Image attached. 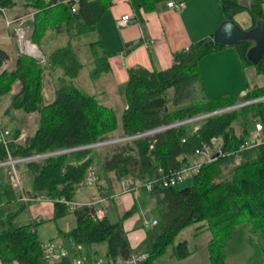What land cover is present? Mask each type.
Returning <instances> with one entry per match:
<instances>
[{"label": "trees", "instance_id": "1", "mask_svg": "<svg viewBox=\"0 0 264 264\" xmlns=\"http://www.w3.org/2000/svg\"><path fill=\"white\" fill-rule=\"evenodd\" d=\"M18 4L25 10H34L30 40L37 46L49 31L55 35L63 34L68 41L66 46L60 45L48 54L52 69H61L63 73L53 90L52 101L48 103L43 97L45 67L36 59L20 54L13 69L0 73V104L6 95H10L3 115L12 116L16 111L39 115L35 132L24 143L10 142L11 157L29 158L102 143L109 140L118 128L123 136L131 137L170 127L124 144L102 149H77L17 165L27 195L53 202L55 213L52 220L57 222L68 213L75 218L76 226L66 232L59 230L60 237L87 249L96 243L105 244L106 264L109 261L121 264L136 253L131 249L123 227V221L134 213L135 206L117 223H111L108 217L92 218V208L81 205L71 211L60 202L61 199L73 201L78 184L94 164L98 168L99 180L109 187L113 180L120 182L135 177L142 184L139 190L160 196L154 209L158 223L147 230V237L137 250L148 255L146 264L159 263L169 247L173 248L172 258H188L191 254L188 244H175L174 241L190 225H196L197 231L206 228L212 233L207 245L210 264H225V243L236 227L245 221L250 225L249 244L255 252L252 264H258L256 262L264 257V144L248 150L240 147L250 137L255 123L262 125L264 134V100H260L264 98V87H254L240 98L230 94L209 97L199 62L225 47L208 44L210 38L174 53L173 63L165 70L129 68L124 87L127 107L118 121L113 109L100 104L95 96L84 93L73 83L83 66L71 40L94 32L96 23L111 5L110 0H79L75 12H71L70 5L58 0L53 3L47 0H0V8L12 9ZM218 5L224 20L233 21L239 11H248L255 26L259 21L264 22L262 2L253 0L244 5L241 0H218ZM94 45L92 80L110 72L108 58L98 52L97 43ZM251 47L252 43L239 41L232 48L243 69L255 66L256 72L264 76V56L257 65L247 59ZM6 60L9 55L0 48V68ZM14 88L18 89L16 93H13ZM171 89L173 98L170 100L168 91ZM195 90L201 96L199 100H191ZM242 102L246 104L224 111ZM170 105L174 107L171 109ZM201 115L209 116L172 126ZM238 120L243 122L240 136L233 128ZM21 131L19 128L12 130L11 138L15 140ZM214 137L222 139V152L213 162L203 163L190 185L178 188L177 185L164 187L155 184L151 190L148 188V183L158 179L160 167L165 169L187 161L202 143H209ZM6 160L7 153L0 145V162ZM14 218L12 215L3 224L5 228L0 233L2 263L44 264L32 225L15 226ZM254 236L258 242L254 241Z\"/></svg>", "mask_w": 264, "mask_h": 264}, {"label": "crops", "instance_id": "2", "mask_svg": "<svg viewBox=\"0 0 264 264\" xmlns=\"http://www.w3.org/2000/svg\"><path fill=\"white\" fill-rule=\"evenodd\" d=\"M47 1L49 3H53L55 0ZM170 1H175L177 3L184 1V5L182 9L175 10L172 8V6L167 5ZM251 1L253 0H241V3L244 5H249ZM254 2H262V10L264 11V0H254ZM110 3L111 5L107 8L104 15L101 16L100 20L95 25L94 34H96V40L92 43L88 42V45H90L89 47H91V53L87 57L86 61L92 64L94 60L92 54L94 48L92 49V46L94 43H97L100 54L102 53L106 58H108L107 61L109 63L110 72H104L98 78V80L95 79L100 81L103 87L97 96H92H95L98 100H104L102 105H105L111 109H113L112 105H114V101L119 98V87H126L125 84L128 81L129 68L145 67L147 70H165L169 68L173 63L174 53L182 51L184 48H188L199 41L209 40L212 38L213 33L220 27L221 22L224 20L219 9L218 0H147V2L142 0H110ZM33 12L34 10H25L23 6L18 4L15 8L9 9L8 18L15 19L20 16L25 17ZM127 14L134 15L136 17V23L133 25L129 24L127 27L123 28L118 27L117 20L121 18L122 15ZM246 16L247 13H242L239 11L237 15L233 17V21L240 25L242 30H248L255 26L252 17L250 16V21V19H247L248 17ZM0 21H2L1 26L3 28L5 27L4 30L0 32V48L4 49V51L8 53V61L12 62L10 67L11 70L14 67V63L16 62V47L10 39V34L8 33L5 25L6 21L1 17ZM32 21L33 20L31 19V21L26 22V24L23 26L26 30L27 37L29 38L33 30V26L31 24ZM243 22H248L247 26H245L246 23ZM59 35L62 34L55 35L54 32L49 31L46 34L45 39L41 42L40 47H44L47 38H56L59 37ZM79 38L74 37L71 40V45H73V50L77 55V59H79V62L82 64L80 57L83 53L80 49L81 43L77 42ZM66 39L68 41L67 37ZM150 41H153L154 44L151 45ZM236 56L237 55L232 47L225 46L224 49L216 53L213 52L210 56L200 60V73L203 82H205L204 86L206 94L209 95V97H221L230 94L240 98V96H245L246 93L252 90L254 87H264V78L261 77L262 75L256 72V67L249 66L243 69ZM82 69L80 70V74ZM57 70L60 71L61 69ZM77 76L73 79L74 85H76ZM17 91L18 89L14 88L13 93H16ZM6 97L10 98V95H6ZM1 105H3V102H1L0 106ZM126 107V102H124L123 111L126 109ZM6 108L7 106L4 108V110ZM34 114L37 115V113ZM34 114L28 115L34 116ZM7 116L13 118V114L12 116ZM4 124L6 126L5 128H9L6 125V122ZM20 130L23 131L24 129ZM33 133H30L28 136H31ZM235 134L237 135L236 132ZM188 159L190 161L196 160L195 157H190ZM110 177L111 179L114 178L112 174ZM1 179L2 175H0V209L2 208V205L5 201L14 199L13 195L10 196V198H6V196H9V193L8 190L5 189L3 185H1ZM119 183L120 182L113 180V183H111L110 187L105 184V188H102L100 185L98 188L93 187L92 190L84 189L87 187H82L78 184L73 201L82 203V205H86L92 201L94 197H98L99 193L107 192L110 196L118 194L120 192ZM11 191H13V189ZM148 192L149 191L144 192L142 190H135L131 193L121 194L118 201H114L108 197L103 205H95L96 210H100V208L106 209L107 212H105L104 217H108L109 220V211L114 210L113 212L116 214L117 219L119 220L123 214L132 210L135 206L136 210H134V213L123 221V227L126 235L128 236V242L131 249L135 251L140 250V246L147 237V230H149L148 228H144L142 226L144 222L143 220H157V217L154 214V209H156L155 206L157 202H155V205L152 207H146L140 206L136 200L142 197L143 194L146 195ZM13 193L15 194L14 191ZM18 204L20 206L19 211L17 209ZM7 208H10L12 211L9 212V214L0 216V233L5 228L3 224H6L12 215L15 216L12 222L15 226H17L15 223L16 217L21 213V211L26 212L23 214L24 216L21 214L18 216L20 221L25 223L23 226L30 225V221L33 218V212L30 211L29 207L27 208L25 205L19 202V199L17 200V205L11 202ZM50 211L51 213H48L45 216L46 222L48 223H52V221H54L52 220L55 213L53 202L50 206ZM64 218L58 221L60 222ZM40 222H42L41 218ZM73 223L75 224V218ZM245 225L242 223L237 226L232 234L236 233L238 228L245 226L244 230L246 231V238L249 244L250 225L248 222ZM51 226L52 225L50 224L45 226L41 225V230H39V232L36 230V228H34V230L37 238L40 239L42 243H54L58 249L66 252L65 256L60 261H54L53 264H73L77 258L81 257L84 259L86 264H96L97 262L106 264L104 254L107 250L105 244L96 243L89 249L83 247V245L74 246L69 240H65L64 238L60 237L58 232L59 230L66 232L71 230L74 226L70 229L58 228L57 231L54 230V228H51ZM196 228L197 226L195 227V233L197 236L204 231L209 232L206 230V228L200 231H197ZM229 239H231V236L228 238V240ZM96 252H98L99 256ZM190 252L191 254L188 256V258L191 257L193 253H196L192 248H190ZM171 254L172 253H170L169 258H172ZM263 258L256 263L264 264ZM0 264H3L1 258ZM158 264L165 263H161L159 260Z\"/></svg>", "mask_w": 264, "mask_h": 264}, {"label": "built area", "instance_id": "3", "mask_svg": "<svg viewBox=\"0 0 264 264\" xmlns=\"http://www.w3.org/2000/svg\"><path fill=\"white\" fill-rule=\"evenodd\" d=\"M58 1L61 2L62 4L70 5L71 12H75L79 6L78 4L79 0H58ZM89 1H95V0H89ZM167 5L172 6V8H174L175 10H180L182 9L184 5V1H181V3L170 1L168 2ZM8 12H9V9H7V7L0 8V17L6 21L5 25H6L8 33L10 34V39L13 42L14 46L16 47L15 59L18 57V55L22 54L24 56L36 59L38 63L44 66L47 63L46 62L47 60L44 58L43 54L39 52L38 46H36L35 43L31 42L28 39L26 30L23 27L24 24H26V22L31 21V19L34 20L33 13L25 17L20 16L15 19H9ZM135 23H136V17L130 14L122 15V17L117 20V25L118 27H121V28L127 27V25L129 24L133 25ZM150 44L153 45L154 42L150 41ZM11 65H12V62L6 60L5 64H3V66L0 68V73L5 71V69L10 70ZM242 105H245V104L243 103ZM198 120H200L198 117L190 119V120L188 119L185 122H181L177 124L174 123L172 126H178V125L185 124L186 122L190 123V122H195ZM167 128H170V127H165V128L160 127L159 129H156L150 132L147 131L142 135H138V136L134 135L131 137L125 136L124 138L118 139V140H122V141L131 140L132 141L133 139L140 138L145 135H153L155 133H158L160 130L163 131ZM11 132L12 131L9 128H5L2 126V123L0 121V145H2V147L5 149L7 153V158H8V160L4 162H0V168L6 167L8 169L7 170L9 173L8 181L12 185L11 187L13 191L18 196L19 202H21L27 208L29 207V204L36 198H32L27 195L26 188H25L26 184H24V180L22 179V176L20 174L21 172L17 169V165H20L22 164V162H25V161L27 162L31 160H36V158L42 159V158L50 157V155H53V156L61 155L63 154V152H71L77 149H80V150L90 149L93 146L97 147L100 145H104V143L111 144V143L118 142L117 140L104 141L102 143L91 144L90 146H85L81 148L77 147V149H72V150L50 152L48 154L36 155L34 157H29V158H26V157L13 158L10 155L9 147H8L10 145V142L22 144L26 141L28 136L25 134V132L21 131L19 136L15 140H13L11 138ZM263 144H264L263 127L260 123L257 122L255 123L253 131L250 133V137H248L246 140L242 142L240 148L241 149L243 148L246 150L254 149L256 148V146L258 145L260 146ZM221 146H222V139L218 137H214L213 139L210 140L209 143H202L201 148L196 150V152L192 156L196 158L195 161L191 162L188 159V161L179 162V164L174 167H168L165 169L164 167H160V169L158 170V175H159L158 179H156L154 182L148 183L147 184L148 188L151 190L152 186L155 184L159 186L163 185L164 187H175L176 185H180L181 183L187 181L188 177L189 178L194 177L195 175L199 173V170L201 166L203 165V163L207 164V163L213 162L216 158L215 153H218L220 155V153L222 152ZM99 181L100 180H99V175H98V168H96V166H94L93 164L89 167L88 171L86 172L85 179L79 184V186L98 188V185L100 184ZM119 186H120V192L118 194L110 196L108 195L107 192L99 193L98 197H94L93 200L90 201L86 205H82V203H77L74 201H68L67 199H61L60 202L66 205L68 207V210H71V211H73L74 209L78 208L81 205L92 208L94 209V211L91 217L95 218L96 220L102 219L104 218L105 212L107 211L106 209H103V208H100V210H96L95 205L96 206L98 204L103 205L106 202V199L108 197H110V199L114 201H118L121 194L131 193V192H134L135 190L137 191L140 189L142 184L135 177H130L124 180L121 179ZM39 221H40L39 218L38 220L34 218L31 219L30 225H32L33 230L35 227L38 226ZM143 221L144 222L142 226L148 229L149 227L153 228L158 223L156 219H152V220L144 219ZM38 246L42 253L41 256H42L44 264H53L54 261L56 262L60 261L66 254V252H63L62 250L58 249V247H56L54 243L53 244L52 243H42V241L39 239ZM147 258H148V255L146 253L138 251L132 254L127 260H123L121 264H146L145 262L147 261ZM12 264H18V263L14 261L12 262ZM73 264H86V262L81 257V258H77ZM96 264H101V262H97ZM108 264H112V263L109 261Z\"/></svg>", "mask_w": 264, "mask_h": 264}, {"label": "rangeland", "instance_id": "4", "mask_svg": "<svg viewBox=\"0 0 264 264\" xmlns=\"http://www.w3.org/2000/svg\"><path fill=\"white\" fill-rule=\"evenodd\" d=\"M242 13H247L246 17H248L247 19H250V21H251L250 13L248 11H244ZM1 22L2 21H0V30H1L0 32H2L5 28V27L3 28L1 26ZM243 23H246L245 26H247V24H248V22H243ZM28 39L30 40L29 37H28ZM95 40H96V34H94V32L86 33V35L81 36L77 40L78 43H81L80 49L83 52L80 56L81 60H82L81 62L83 64V69L81 71V74H79V76H77L76 85H78L80 90H82L84 93H86L88 95L92 94V95L97 96L99 91L102 89L103 85L100 81H97L98 79L92 80L90 74H91V71L93 69V65L90 62L86 61L87 57L91 53V50H90L91 47H89L90 45H88V42L92 43ZM31 42H33V41H31ZM66 43H67V39L62 34L56 38L55 37L50 38V39L47 38L43 48L38 46L39 52H41L43 54L44 58L47 60L46 61L47 63L45 62L46 64L44 65L46 76H44V84H43V88H44L43 97H44V101L46 103L52 101L53 90L56 88L55 86H56L57 80L63 74L61 70L59 71L57 69L56 70L52 69V66H50V62H49L50 60H48V54L51 53L52 51H54L56 48H59L60 45L66 46ZM95 46L96 45H93L92 49ZM261 77L264 78V76H261ZM118 95H119V98L116 101H114V103H113L114 105H112V108H113L114 112H116V114H117L116 118L118 119V121H120L121 115L123 114L124 102L126 101V98H124V88L123 87H119ZM172 96H173V89L168 91V97H170V100L173 98ZM200 97L201 96L195 90L193 95H192L191 100H199ZM8 100H9L8 97L4 98V100L2 101L3 105L0 106V117H1L0 121L3 124L2 126L4 127V125H5L4 123L6 122V125L9 127V129L11 131L14 130L15 128H19V129H24L23 132H25V134L27 136L30 133H33L37 127L38 115L34 114V116H31V115L25 114L23 111H16L13 113V118H11L9 116H4L3 112H4V108L7 106V104H9ZM103 101L104 100L100 99L99 103L103 104ZM186 102L187 101H185V103ZM243 103L244 102H242L240 104H243ZM240 104H238V105H240ZM244 104H246V103H244ZM173 107H174L173 105H170L171 109ZM242 123L243 122L241 120H238V121H236L235 124H233V127H234L237 135L241 134ZM148 136H152V135H148ZM124 137L125 136L122 135L121 129L118 128L117 131L111 135V138L109 140H106V141L117 140L118 142L111 143V144L104 143V145H100L97 147L93 146L91 148L102 149L105 146L109 147L112 145H118L119 143L124 144V143L131 141V140H129V141L118 140V139H122ZM7 170L8 169L6 167L0 168V175H2L1 185H3L4 188L8 190L9 196H6V198H10V196L13 195L14 199L4 202V204L2 205V208L0 209V216L5 215V214H9V212H11L12 210H10V208L8 209L7 206H9L11 204V202H13V204L17 205V200L19 199L18 196L16 194H14L13 191H11L12 185L8 181V175L7 174H9V173ZM191 180H192V178L188 177L187 181L181 183L180 185H177L178 188L187 187L188 185L191 184ZM99 182H100V184L98 185L99 187H100V185L102 188L106 187L105 182H103V181H99ZM92 188L87 187L84 189L92 190ZM144 198H145V201H144ZM159 199H160L159 195L150 194L148 192L146 195L143 194L142 197H140L139 199H136V200L140 206L152 207L155 205V202H157ZM51 205H52L51 201H49L48 199H45V198H40V197L34 199L29 204L30 211L33 212V214H32L33 218L36 220H38V218L39 219L41 218V220H42V222L39 221L38 226L35 227L38 232H39V230H41V228H40L41 225L45 226V225L50 224V225H52L51 228H54V230H56V231L58 228L70 229L73 226H75V224L73 223L74 218L71 214L70 215L68 214L66 216V218H64L60 222L58 221L57 223H55V221H52V223L46 222L45 216H46V214L51 213V211H50ZM19 207L20 206L18 204V207H17L18 211L20 209ZM113 211L114 210L109 211V218H110L111 222L117 223L118 219H117L116 214ZM25 213L26 212L21 211L20 214L23 215ZM19 215H17L15 223L17 226H23L25 223H22L20 221V218L18 217ZM246 223L247 222L245 221L243 223V225H245ZM245 226L238 228L236 230V233L232 234L231 239H229L228 242L226 243V245H225L226 248H224V251H223L224 256H225V260L227 261L226 264H252V261L255 258V252H254V249L252 248V246L248 244V241L246 238L247 237L246 231L244 230ZM195 227H196L195 225H191L190 227L181 231L180 234L178 236H176L174 243L177 244L178 242L179 243L180 242H186L190 248L195 250L196 253H193L191 255V257H189L185 260L169 258V255H170V253H172V250H173L172 247H169V250H167L165 255H163V257L160 259L161 263H165V264H210L209 263L210 260L208 258L209 254H208L207 243L211 238V233L204 231L197 236V234L195 233ZM253 239H254V241L258 242V238L256 236H254ZM136 252H138V251H136Z\"/></svg>", "mask_w": 264, "mask_h": 264}, {"label": "water", "instance_id": "5", "mask_svg": "<svg viewBox=\"0 0 264 264\" xmlns=\"http://www.w3.org/2000/svg\"><path fill=\"white\" fill-rule=\"evenodd\" d=\"M239 41L252 43V47L247 52L248 53L247 59L250 61L252 65L253 64L257 65L264 56V22L259 21L257 22L256 26L251 27V29L242 30L240 25L236 24L233 21H227L225 19L221 22L220 27L213 33L212 38L210 39V42L208 44L214 43L222 47L224 46L233 47ZM260 100H264V98ZM240 105H236L231 108L228 107L224 111H227L229 109L231 110L237 109L238 107H240ZM209 115H205V116L202 115L199 116L198 118L199 119L202 117L205 118ZM217 156H219V154L215 153V157Z\"/></svg>", "mask_w": 264, "mask_h": 264}]
</instances>
